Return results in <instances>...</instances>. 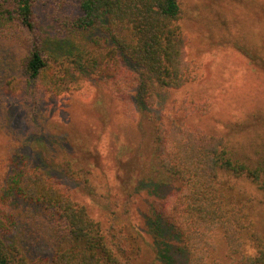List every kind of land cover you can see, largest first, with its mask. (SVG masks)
<instances>
[{
    "label": "trees",
    "instance_id": "obj_1",
    "mask_svg": "<svg viewBox=\"0 0 264 264\" xmlns=\"http://www.w3.org/2000/svg\"><path fill=\"white\" fill-rule=\"evenodd\" d=\"M182 17L179 0H0V100L22 94L33 110L38 94L57 98L94 74L106 77L148 124L135 193L149 186L141 219L155 262L264 264V231L238 189L247 184L264 201V154L241 159L222 136L191 127L190 115L202 114L203 105L184 99L152 112L166 93L194 80ZM63 163L81 184L89 171ZM38 169L20 150L6 161L0 152V264L136 260L138 228L105 229L92 208ZM219 236L221 261L213 243Z\"/></svg>",
    "mask_w": 264,
    "mask_h": 264
},
{
    "label": "rangeland",
    "instance_id": "obj_2",
    "mask_svg": "<svg viewBox=\"0 0 264 264\" xmlns=\"http://www.w3.org/2000/svg\"><path fill=\"white\" fill-rule=\"evenodd\" d=\"M179 1L194 80L182 90L161 95L152 112L161 114L173 101L184 99L203 105L202 114L190 115L191 127L222 136L241 159L259 157L264 154V0ZM106 80L94 74L71 94L57 98L38 94L34 111L22 94L2 95L0 152L6 161L20 150L32 167L49 173L65 191L92 208L93 218L105 229L138 228L141 253L130 264H157L141 219L145 202L152 200L147 196L149 186L135 193L137 171L151 141L148 124L145 115L122 101ZM128 98L132 97L126 94ZM8 115L11 125L6 124ZM63 161L89 171L81 184L64 173ZM238 189L251 198L253 219L264 231L261 195L247 184ZM164 193L160 191L156 200ZM213 243L221 261V237Z\"/></svg>",
    "mask_w": 264,
    "mask_h": 264
}]
</instances>
